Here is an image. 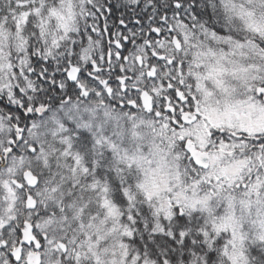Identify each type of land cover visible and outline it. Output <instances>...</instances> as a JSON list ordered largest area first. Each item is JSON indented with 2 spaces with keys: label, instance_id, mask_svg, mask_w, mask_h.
<instances>
[{
  "label": "snow or ice",
  "instance_id": "obj_1",
  "mask_svg": "<svg viewBox=\"0 0 264 264\" xmlns=\"http://www.w3.org/2000/svg\"><path fill=\"white\" fill-rule=\"evenodd\" d=\"M0 264H264V0H0Z\"/></svg>",
  "mask_w": 264,
  "mask_h": 264
}]
</instances>
